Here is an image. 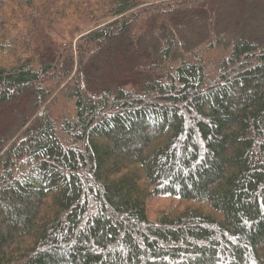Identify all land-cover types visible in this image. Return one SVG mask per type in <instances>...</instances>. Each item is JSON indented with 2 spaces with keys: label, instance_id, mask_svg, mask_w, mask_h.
Here are the masks:
<instances>
[{
  "label": "trees",
  "instance_id": "16d2710c",
  "mask_svg": "<svg viewBox=\"0 0 264 264\" xmlns=\"http://www.w3.org/2000/svg\"><path fill=\"white\" fill-rule=\"evenodd\" d=\"M0 264H264V0H0Z\"/></svg>",
  "mask_w": 264,
  "mask_h": 264
}]
</instances>
